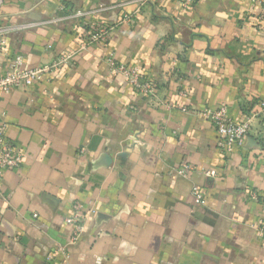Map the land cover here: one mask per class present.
<instances>
[{
  "label": "crops",
  "instance_id": "1",
  "mask_svg": "<svg viewBox=\"0 0 264 264\" xmlns=\"http://www.w3.org/2000/svg\"><path fill=\"white\" fill-rule=\"evenodd\" d=\"M76 10L111 27L105 46L82 45V25L67 19ZM258 15L251 0H3L0 77L15 57L32 69L73 56L50 82L1 100L5 138L23 160L0 180V264H264ZM107 53L139 67L155 99L111 76ZM211 106L235 121L256 115L231 153L202 115ZM183 163L217 175L181 178ZM74 201L92 212L69 257L50 261L68 241Z\"/></svg>",
  "mask_w": 264,
  "mask_h": 264
},
{
  "label": "built area",
  "instance_id": "2",
  "mask_svg": "<svg viewBox=\"0 0 264 264\" xmlns=\"http://www.w3.org/2000/svg\"><path fill=\"white\" fill-rule=\"evenodd\" d=\"M196 0H177L182 8L190 7ZM3 0H0V6ZM251 8L259 12V21H264V0H251ZM95 12V11H94ZM93 14L91 11L76 10L67 15V19L79 22L83 28L84 42L83 46L99 44L106 45L111 27L105 25L89 26L88 19ZM73 54L65 52L52 62L36 68H26L23 65L21 57L13 58L5 73L0 77V180L4 173L10 170H17L22 164V154L15 151L5 138L6 121L5 114L1 110V100L4 95L15 89H25L36 83L50 82L54 73L62 66L70 63ZM108 73L111 76H122L127 85L136 94L153 100L156 97L155 89L151 83L145 80L144 74L139 67L130 66L117 60L113 53H107L104 58ZM183 96H186L184 93ZM261 113L264 116V103L260 104ZM186 112V109H183ZM202 115L212 125L216 133V146L225 153H231L237 146L243 143L244 138L249 134L256 120V115H246L240 121H235L229 117L225 106L205 107ZM199 171L204 177L213 178L217 175L214 170L204 168H195L189 164H181L175 173L181 178H188L193 171ZM191 194L196 204H203L205 200L204 190L193 185ZM251 200H258V194L250 193ZM92 212L91 207L84 205L80 201H74L71 205V213L65 218V223L71 227V233L65 246H59L53 254L47 256L52 260L55 254L69 257L68 249L75 245L81 238L84 231V225L88 215ZM258 238L264 242V223L261 222L256 227Z\"/></svg>",
  "mask_w": 264,
  "mask_h": 264
}]
</instances>
